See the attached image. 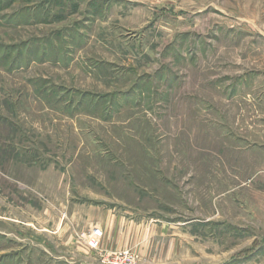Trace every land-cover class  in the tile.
<instances>
[{"label": "rangeland", "instance_id": "rangeland-1", "mask_svg": "<svg viewBox=\"0 0 264 264\" xmlns=\"http://www.w3.org/2000/svg\"><path fill=\"white\" fill-rule=\"evenodd\" d=\"M4 1L0 264H264V0Z\"/></svg>", "mask_w": 264, "mask_h": 264}, {"label": "built area", "instance_id": "built-area-1", "mask_svg": "<svg viewBox=\"0 0 264 264\" xmlns=\"http://www.w3.org/2000/svg\"><path fill=\"white\" fill-rule=\"evenodd\" d=\"M88 246L91 247V248H95L97 246V243L95 240H90V242L88 243Z\"/></svg>", "mask_w": 264, "mask_h": 264}, {"label": "trees", "instance_id": "trees-1", "mask_svg": "<svg viewBox=\"0 0 264 264\" xmlns=\"http://www.w3.org/2000/svg\"><path fill=\"white\" fill-rule=\"evenodd\" d=\"M10 1L12 2L13 0H5L4 2H7V4H8V3H10Z\"/></svg>", "mask_w": 264, "mask_h": 264}]
</instances>
